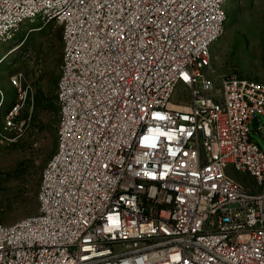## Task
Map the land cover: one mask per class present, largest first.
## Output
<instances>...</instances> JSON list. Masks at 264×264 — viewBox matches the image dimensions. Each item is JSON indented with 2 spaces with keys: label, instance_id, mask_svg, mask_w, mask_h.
<instances>
[{
  "label": "built area",
  "instance_id": "obj_1",
  "mask_svg": "<svg viewBox=\"0 0 264 264\" xmlns=\"http://www.w3.org/2000/svg\"><path fill=\"white\" fill-rule=\"evenodd\" d=\"M227 19V0H0V44L39 21L63 42L57 148L37 212L0 221V264H264V77L210 74Z\"/></svg>",
  "mask_w": 264,
  "mask_h": 264
},
{
  "label": "rangeland",
  "instance_id": "obj_2",
  "mask_svg": "<svg viewBox=\"0 0 264 264\" xmlns=\"http://www.w3.org/2000/svg\"><path fill=\"white\" fill-rule=\"evenodd\" d=\"M227 9L225 32L212 46L210 74L218 83L232 74L263 78L264 0H227ZM10 50L0 62V221L7 224L37 212L43 169L57 148L62 26L27 23L0 44V59ZM19 74L20 87L12 81ZM186 91L180 86L173 101H188ZM17 102L18 110L10 114ZM255 123L252 135L264 149V115L262 127L258 119ZM228 173L243 183L254 182L234 167Z\"/></svg>",
  "mask_w": 264,
  "mask_h": 264
},
{
  "label": "trees",
  "instance_id": "obj_3",
  "mask_svg": "<svg viewBox=\"0 0 264 264\" xmlns=\"http://www.w3.org/2000/svg\"><path fill=\"white\" fill-rule=\"evenodd\" d=\"M58 98V97H57ZM57 108H59V110H58V114H59V116H60V104H58V106H56V109ZM256 126V123L254 122V125H253V127H255ZM58 128H59V119H58V126H57V130H58ZM57 137H58V134H57Z\"/></svg>",
  "mask_w": 264,
  "mask_h": 264
},
{
  "label": "crops",
  "instance_id": "obj_4",
  "mask_svg": "<svg viewBox=\"0 0 264 264\" xmlns=\"http://www.w3.org/2000/svg\"><path fill=\"white\" fill-rule=\"evenodd\" d=\"M259 122L260 124L258 125L259 127H262V124H261V119L259 118Z\"/></svg>",
  "mask_w": 264,
  "mask_h": 264
}]
</instances>
